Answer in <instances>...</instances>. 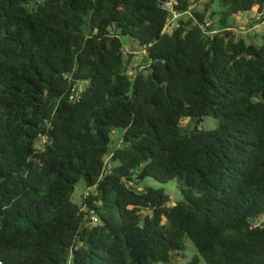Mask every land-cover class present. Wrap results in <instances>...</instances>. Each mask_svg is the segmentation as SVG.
<instances>
[{
	"label": "trees",
	"instance_id": "16d2710c",
	"mask_svg": "<svg viewBox=\"0 0 264 264\" xmlns=\"http://www.w3.org/2000/svg\"><path fill=\"white\" fill-rule=\"evenodd\" d=\"M166 1L0 0V264H264V0Z\"/></svg>",
	"mask_w": 264,
	"mask_h": 264
},
{
	"label": "rangeland",
	"instance_id": "374dc122",
	"mask_svg": "<svg viewBox=\"0 0 264 264\" xmlns=\"http://www.w3.org/2000/svg\"><path fill=\"white\" fill-rule=\"evenodd\" d=\"M205 0H198L196 2L195 5L197 9H201L203 6V2ZM235 21V29L232 30V32L235 34L236 37L241 38L243 40H245L246 43H252V44H257L259 45L261 43V38L262 35L264 34V26L260 27V28H255L254 30L252 29H247L248 27L244 24L242 18L239 17H231L230 18V22H234ZM129 44L125 45V52H131V50H129ZM136 50H133L131 53L134 55V58L131 62L130 65V69L128 71V73L133 76L137 70H140L142 67L141 65L144 64V57H143V52L139 51V48L137 49L135 47ZM79 89H82L84 87V84H79L78 85ZM182 126L187 128L188 130L195 128L196 129H214L217 126V120H215L214 118L211 117H206L203 119V121H201L199 124L195 125L193 122L188 121L187 119H184L182 122ZM145 183L152 185L156 188H164L165 191L170 195V198L172 200V202L174 203L176 200H179L181 198L180 192L177 188V184L176 182H168L167 184H160L157 182H154L151 179H147L145 181ZM84 185L82 183H79L76 187H75V191L72 194V201L79 203L82 200V193L84 191ZM187 249L184 253V258L181 259L177 264H186L191 257L196 253L194 246L192 245V243L187 240ZM199 264H205L203 260L200 259V263Z\"/></svg>",
	"mask_w": 264,
	"mask_h": 264
},
{
	"label": "built area",
	"instance_id": "2783aa9c",
	"mask_svg": "<svg viewBox=\"0 0 264 264\" xmlns=\"http://www.w3.org/2000/svg\"><path fill=\"white\" fill-rule=\"evenodd\" d=\"M173 4H174V0H168V1L164 2L162 5V8L168 12V18L165 21V24H164V27L162 30V34H170L171 31L177 27V23H178L177 20L181 16V14H179L173 8ZM239 16L242 18L244 24L248 27L247 29L254 30L255 28H260V27L264 26V19H263L264 10L262 12H256V11L243 12L236 17H239ZM201 28H202V30H204V25L201 26ZM234 29L235 28L231 29V31ZM208 34L211 35V33H208ZM139 51L143 52V54L145 53L144 49L139 48ZM71 91H72L74 96H78L77 85H74L71 88ZM45 142H46V136H42L40 138V140H38L36 142V148L37 149L41 148ZM104 169L105 170L110 169L109 157H107L105 162H104ZM85 195H87L86 192H85ZM92 219L95 220L94 217H92Z\"/></svg>",
	"mask_w": 264,
	"mask_h": 264
},
{
	"label": "water",
	"instance_id": "95a60500",
	"mask_svg": "<svg viewBox=\"0 0 264 264\" xmlns=\"http://www.w3.org/2000/svg\"><path fill=\"white\" fill-rule=\"evenodd\" d=\"M197 1H198V0H195L193 4H196ZM195 130H196V129H195Z\"/></svg>",
	"mask_w": 264,
	"mask_h": 264
}]
</instances>
